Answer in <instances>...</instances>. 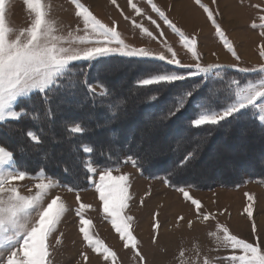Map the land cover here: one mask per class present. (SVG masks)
<instances>
[{
	"label": "snow or ice",
	"instance_id": "obj_1",
	"mask_svg": "<svg viewBox=\"0 0 264 264\" xmlns=\"http://www.w3.org/2000/svg\"><path fill=\"white\" fill-rule=\"evenodd\" d=\"M109 2L142 36L157 42L160 50L148 44L129 43L117 20L105 22L84 0H69L74 27L64 25L53 16L52 0H23L28 21L25 26L14 27L8 19L10 0H0V132L14 140L19 137L15 147L0 139V264H55L56 247L64 240L59 225L70 210L59 193L52 194V190L61 186L75 193L77 206L73 210L84 245L75 264H88L89 251L99 256L102 264H120L117 251L95 231L93 220L88 216L92 204L81 201L77 183L81 171L98 193L103 218L110 222L123 248L133 252L138 264H149L143 242L134 234V216L127 211L129 201L133 200L131 174L113 173L119 172L121 164H131L141 175L150 170L164 146L163 139L168 136L166 124L173 120L180 124L182 131L168 146L172 159L162 179L165 186L190 202L193 217L179 215L173 227L180 229L184 221V226L191 231L197 224L207 227L209 222H215V229L209 230L207 235L214 238L217 251L224 249L230 254L215 258L202 256L197 246L194 252L197 264H219L221 259L227 264H264V240L257 238L250 242L232 234L219 222L217 213L207 210L190 194L189 180L197 172L203 145L211 133L195 135L187 142L185 137L188 129L220 128L230 120L239 122L246 113H251L246 119H253L264 134V63L256 67L240 65L241 56L222 27L217 0H211L215 7L203 0L194 2L206 14L215 36L235 59L236 63L229 65L203 64L198 34L187 33L178 26L155 0H147V3L156 18L134 0H126L131 15L117 0ZM238 7L256 10L250 29L260 30L258 49L264 59V0L256 4L238 0ZM161 24L179 38L178 43L191 54L193 63L182 62ZM114 58H135L134 88L157 89L148 93L146 107L139 115L130 112L129 95L117 91L121 78H113L116 66L111 60ZM222 69L224 77H220ZM227 69H236L237 75L228 77ZM250 73L256 75L251 79L240 78V74ZM213 77H220L222 90L210 87V83L215 84ZM162 97L164 104L158 105ZM157 111L160 116L154 120L152 117ZM121 120H128L126 149L122 145L117 150L114 145L120 143L119 130L114 125ZM92 124L107 133L103 140L95 137ZM57 125L61 138L57 140L53 134L50 139L66 146L59 158L50 156L43 146L44 137L48 135L45 126L51 131ZM239 132L241 136L248 134L246 127H241ZM24 140L38 157L43 153L44 163H38L34 169L21 166L15 158L17 154L22 157L27 154ZM120 153H123L122 159ZM97 156L104 158L103 167L95 159ZM113 156L115 160L111 159ZM50 162L55 163L68 183L61 185L49 175ZM27 179L35 183L26 193L22 191L25 186L21 182ZM151 194L149 186L140 198L141 206ZM247 198L250 203L244 212L251 219L254 197L247 194ZM159 217V210L152 213L149 244L153 246H159L163 238ZM251 230L253 234L257 231L254 220ZM161 251L166 254L167 246ZM185 255L181 248L177 254L178 264H185Z\"/></svg>",
	"mask_w": 264,
	"mask_h": 264
},
{
	"label": "rangeland",
	"instance_id": "obj_2",
	"mask_svg": "<svg viewBox=\"0 0 264 264\" xmlns=\"http://www.w3.org/2000/svg\"><path fill=\"white\" fill-rule=\"evenodd\" d=\"M68 0H52L53 16L61 20L64 25L74 27V16L72 6L67 4ZM166 4H158L165 8L172 19L178 26L182 27L187 33L196 32L198 34V50L201 53V62L203 64L219 63L229 65L236 63L231 54L223 47V44L214 34V27L210 21L206 19V14L196 5L194 0H171ZM179 4H175V2ZM122 8L128 15H131V10L126 5V0H117ZM138 5L145 9L150 15L155 14L151 12L150 5L147 0H134ZM223 2V4H221ZM225 2V3H224ZM251 4L261 3V0H250ZM86 3V2H85ZM203 3L208 4L210 7H215L211 4V0H203ZM247 3V0H246ZM106 4H110L107 0ZM90 5V4H88ZM101 4H91V9L100 18L107 20L115 19L118 21V27L123 31L129 43L137 45L148 44L149 46L160 50L157 42L150 41L149 38L142 36L138 29H135L130 21H125L120 16L119 10L115 7L106 10L100 6ZM222 13L220 18L222 27L225 29L229 39L234 43L238 54L241 56L240 65L243 67H256L264 63V59L259 56L258 44L260 42L259 31L251 30L250 24L252 19L256 18V10L251 7L240 8L238 7V0H217V5ZM110 7V6H109ZM111 11V12H110ZM116 13L112 15V13ZM185 15V16H184ZM184 17V18H183ZM9 23L14 27L25 26L28 17L26 15L23 0H10V11L8 13ZM259 22V21H257ZM147 25V21H145ZM165 30L169 42L177 49L178 54L184 63H193V58L190 53H187L178 43L179 38L171 32L166 26L161 24ZM67 29H65L66 31ZM154 30V28H153ZM215 53V55H213ZM236 70V69H235ZM255 74V73H254ZM256 75V74H255ZM120 91L125 94L128 93V80L127 76L121 77V86L118 87ZM56 133L55 128L49 131L52 137ZM176 137V136H175ZM173 137V140L175 139ZM103 140V138H100ZM219 146L211 149L210 154L200 158L201 164L197 167L203 174H207L209 178L214 176L213 168L206 169L204 162L211 157L215 159L214 166L231 165L237 166L234 158H226V153L233 150H247L250 148V142L245 137L240 136L233 147H228L221 140L218 142ZM165 147L162 148L164 151ZM168 149V148H167ZM48 152L52 150L63 151V148L49 147ZM161 150V151H162ZM36 158L32 159L34 162ZM254 165V164H253ZM248 166V165H247ZM255 167L258 165L255 163ZM233 168V167H232ZM235 170V167L233 168ZM239 169L236 167V171ZM128 172L131 174L132 187L130 193L133 195V200L129 201V209L127 210L130 215L134 216V234L143 242V251L147 253L149 264H178V251L183 248L185 250L184 261L185 264H197L194 252L197 246L203 255L209 257H225L230 253L228 250H216L214 238L207 235L209 230L215 229V222H209L208 226L197 224L193 230L189 231L184 226V221H181L182 227L175 229L174 223L176 217L184 215L186 218L191 219L190 202L183 199L182 194L175 191L171 187L165 186L162 176L148 177L141 175L139 171L131 164H121L119 172H114V175L119 173ZM233 172L232 174H235ZM98 179V176L96 177ZM25 187L22 189L28 192L32 189L35 181L27 179L21 182ZM61 184V183H60ZM63 185V184H61ZM151 186V197L145 199L143 206L140 205V198L148 191ZM34 191V189H33ZM59 193L65 202L70 206V210L66 213L62 223L59 225V232L64 233L63 244L56 247L55 251V264H75L78 260L79 250L84 245L81 237L78 234V217L75 216L74 208L77 206L75 201V193L69 192L67 188L61 186L52 190V194ZM190 194L199 199L204 207L217 213V219L221 224L226 225L232 234L238 235L240 238L248 239L250 242L259 238L264 240V181L256 179L245 180L237 187H221L217 186L210 189H201L191 187ZM247 194H252L254 197L253 204V217L250 219L244 212V209L250 203ZM81 201L84 203L92 204V209L89 210L88 216L93 220L95 231L99 233L100 237L105 239L109 246L113 247L120 258V264H138V259L134 256L130 249H124L122 242L119 240L118 234L112 229L110 222L103 218L102 208L99 202L98 193L95 188L88 183V185L80 191ZM162 206V207H160ZM159 210L161 220V233L162 239L159 246L149 244L151 235L152 213ZM226 210V211H225ZM222 213V214H220ZM255 221L257 231L252 233L251 224ZM59 235V233H57ZM75 241V243H73ZM55 241L53 240V244ZM167 246V253L161 251V248ZM87 250V249H85ZM88 264H102V259L92 254L89 251ZM219 264H227L226 260L221 259Z\"/></svg>",
	"mask_w": 264,
	"mask_h": 264
},
{
	"label": "trees",
	"instance_id": "obj_3",
	"mask_svg": "<svg viewBox=\"0 0 264 264\" xmlns=\"http://www.w3.org/2000/svg\"><path fill=\"white\" fill-rule=\"evenodd\" d=\"M111 63L116 66V71L113 73V78L116 77H123L127 76L128 80V95H129V108L130 112L134 115H139L141 112L144 111L146 105H145V99L149 92L156 91L157 89L150 88V89H136L133 85V80L136 76V70H137V63L135 58H114L111 60ZM83 66V65H81ZM227 76L232 77L237 75V70L235 69H227ZM225 76V70H221L220 77ZM255 76L254 73L250 74H240L241 79H251ZM220 77H213L215 84L210 83V87H215L217 90H222L224 85L220 83ZM195 79V78H193ZM227 80V77H225V82ZM181 87H186V84H180ZM117 91H120L119 88H117ZM162 92H167V89H160ZM165 101V98L162 97L160 101L157 102L158 105H163ZM160 112L157 111L152 119L157 120L159 119ZM251 113H246L245 116H241L239 119V122L236 120H230L228 123H224L222 127L220 128H209L204 127L199 130L195 129H188L185 131V137L186 142L191 140V138L195 135H204L206 133H211L210 136L207 137L206 143L203 145L202 153H201V159L205 157V155H209L211 149L219 146L218 142L221 140L224 144H226L228 147H233V143L241 136L239 129L241 127H246L248 134L243 136L250 142V148L247 150H233L229 153H226V158H234L236 161L235 163L237 166L235 167V170L230 165H222V166H214L215 159L211 157L209 160L204 162V167L206 169L213 168L214 170V176L210 177L207 174H203L202 171H199L197 169V172L194 174V176L189 180V183L192 184V187L195 188H201V189H210L217 186L221 187H237L241 185L245 180L248 179H256L260 181H264V134H262L259 129L256 127V124L254 123L253 119H246V117H250ZM131 119V116H129L128 120ZM128 120H121L117 121L114 125L119 130V140L120 143L114 145L115 149H120L123 145L126 149L125 144V134L127 131L128 126ZM14 127H21L22 125H13ZM91 128L94 130L95 137L100 139L104 138L107 133L102 132L100 130H97L95 127V124L90 125ZM143 127V125H141ZM166 127L168 129V136L163 139V147L164 151L162 150L158 157L156 164L150 169L146 170L143 175L148 177H154V176H162L164 177L166 175L165 170L170 167V160L172 159L171 152L169 151L168 146L172 145L174 143L173 137H175L180 131H182L180 124L173 120L172 122H168L166 124ZM56 133L55 138L59 140L61 138V129L57 125L55 127ZM230 130V131H229ZM5 131H7V125L5 126ZM45 131L48 132V135L44 137V148L47 150L49 147H59L65 149V145L60 143L53 142L49 135V130L47 126H45ZM0 139L3 140V143L12 145L15 147L16 140L19 139V137H16L15 140L13 138H10L9 136L5 135L4 132H0ZM23 143L27 146V154L23 157L19 154L16 155V160L21 163V166H26L29 169H34L37 167L38 163H44L43 161V153L40 154V157H38L31 149V145H29V142L27 140H24ZM168 148V149H167ZM48 151V150H47ZM62 151H56L52 150L49 153V155H55L57 158L60 157ZM121 159L123 158V153H120ZM36 158V160L33 162L32 159ZM95 159L99 160V166H104V158L103 157H95ZM112 160H115V156L111 158ZM200 159V160H201ZM198 162V166L203 164L202 162ZM255 163L258 165V168L255 167ZM254 164V165H253ZM248 165V166H247ZM236 167L239 169L238 172L236 171ZM48 173L49 175L58 180L61 184H66L68 181L64 178L63 173L60 171L59 168L55 166L54 162H50L48 164ZM235 172V174H232ZM77 183L79 185L80 189L85 188L88 185V182L86 180L85 174L81 171L79 173V177L77 180Z\"/></svg>",
	"mask_w": 264,
	"mask_h": 264
},
{
	"label": "crops",
	"instance_id": "obj_4",
	"mask_svg": "<svg viewBox=\"0 0 264 264\" xmlns=\"http://www.w3.org/2000/svg\"><path fill=\"white\" fill-rule=\"evenodd\" d=\"M169 2H171V0H168ZM167 1V2H168ZM84 2H86V4H101L100 6L102 7V8H104V9H106V10H109L110 8H114V6L113 5H111V4H106L107 3V0H84ZM155 2L157 3V4H166L165 3V0H155ZM189 2L191 3V1L189 0ZM67 4H70L69 3V0L66 2ZM192 4V3H191ZM110 6V7H109ZM112 8V9H113ZM111 12V11H110ZM114 14H116V13H112V15H114ZM104 20H105V22H108V20H107V17H104Z\"/></svg>",
	"mask_w": 264,
	"mask_h": 264
},
{
	"label": "bare ground",
	"instance_id": "obj_5",
	"mask_svg": "<svg viewBox=\"0 0 264 264\" xmlns=\"http://www.w3.org/2000/svg\"><path fill=\"white\" fill-rule=\"evenodd\" d=\"M224 3H225V2H224ZM175 4H179V2L176 1ZM221 4H223V2H221ZM184 16H185V15H184ZM183 18H184V17H183Z\"/></svg>",
	"mask_w": 264,
	"mask_h": 264
}]
</instances>
